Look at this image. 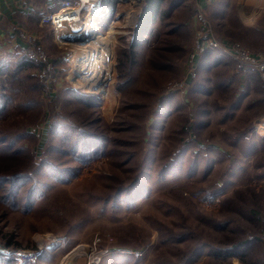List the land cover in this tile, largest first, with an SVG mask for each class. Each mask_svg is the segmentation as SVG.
Instances as JSON below:
<instances>
[{
	"label": "rangeland",
	"instance_id": "obj_1",
	"mask_svg": "<svg viewBox=\"0 0 264 264\" xmlns=\"http://www.w3.org/2000/svg\"><path fill=\"white\" fill-rule=\"evenodd\" d=\"M62 1L25 0L36 14V7L56 10ZM188 1L177 14L162 13L135 48L144 0L101 4L94 25L100 72L95 60L83 59L92 47L72 59L88 37L58 36L37 15L21 22L17 11L14 25L2 24L14 50L0 60V176L21 172L0 181L5 264H84L85 254L106 249L102 264H239L237 256H210L203 244L227 243L241 228L258 231L251 256L261 259L249 264H264V137L255 118L264 114V84L256 82L246 98L243 85L226 90L221 71L210 70L226 54L212 50L186 92L170 89L184 77L195 39V0ZM230 1L206 9L216 35L253 50L256 36L238 26ZM83 28L76 25L75 33ZM22 31L35 39L27 42ZM30 45L48 53L53 74L29 55ZM242 99L254 107L238 106ZM76 138L89 141L78 156ZM43 161L51 165L36 176ZM53 164L71 167L68 177ZM35 178L40 187L31 201Z\"/></svg>",
	"mask_w": 264,
	"mask_h": 264
},
{
	"label": "built area",
	"instance_id": "obj_2",
	"mask_svg": "<svg viewBox=\"0 0 264 264\" xmlns=\"http://www.w3.org/2000/svg\"><path fill=\"white\" fill-rule=\"evenodd\" d=\"M96 0H63L59 9L53 12H44L39 19V25L51 26L56 35L70 36L75 33L74 27L84 22L82 15L86 9ZM196 10L194 21L196 24V34L192 48L187 55V67L184 77L171 84L172 91L186 92L189 82L200 74L201 58L212 50H220L227 56L232 57L240 66L249 67L259 72L264 80V50H251L243 43L235 40H221L216 35L214 25L208 16L202 2L212 3L214 0H195ZM89 10V9H88ZM90 11V10H89ZM81 30H76V33ZM27 42H32L35 37L21 32ZM62 36V37H64ZM29 54L39 59L45 65V74H51L52 63L48 53L41 47L37 49L35 45H30ZM49 78H51L49 76ZM264 239V235H263ZM110 253L108 249L92 251L85 254L84 264H102L104 255Z\"/></svg>",
	"mask_w": 264,
	"mask_h": 264
},
{
	"label": "crops",
	"instance_id": "obj_3",
	"mask_svg": "<svg viewBox=\"0 0 264 264\" xmlns=\"http://www.w3.org/2000/svg\"><path fill=\"white\" fill-rule=\"evenodd\" d=\"M171 1H176L174 4L172 3V7L170 9L169 14H177L180 12V8H184L187 4L188 0H165L164 1V5L163 8L167 9L170 5L169 2ZM192 1V0H191ZM189 2V1H188ZM222 0H215V5L217 4V6L219 5V3H221ZM51 3V2H49ZM231 3L233 4V11H235V14H231V16H233V18L238 22V26H242L244 28H246L247 30L254 32V35L256 36V42L253 43L254 48H252V43L248 42L247 40H245V42L248 44V46L250 48H252L253 50H264V0H231L230 1V5ZM205 10L207 8H209L210 6L214 7L215 5H208L206 4L205 1L202 2ZM48 5H53V4H48ZM46 5L45 7H43V9H39V7H36L38 9V14H36V12L33 10V7L31 8L30 4H26L25 0H0V14H2L0 16V60H2L4 58V56L6 55V52L8 51H13V45L11 44V42H13V40L9 39V32L5 31V29L2 27V24H5V27L9 26V25H14L13 22V18L12 16L14 15V12L17 11L19 12V18L21 19V22L25 21V19H27L28 17H30V15H37L38 17V22L40 19V16L44 13V12H53L56 11L55 9H53V7H51L50 9L48 6ZM196 1H195V7H196ZM35 8V9H36ZM196 9V8H195ZM164 13L163 11H161L159 13V15L156 17L155 19V23H158L160 21V17L162 16L164 17ZM229 17L228 19L231 20V22H233L232 17ZM191 20V19H190ZM192 23H195L194 19L191 20ZM228 21H226L227 24ZM229 22V24L231 23ZM153 24V26H154ZM196 25V24H195ZM245 29V30H246ZM7 35V37L5 36ZM16 49V48H15ZM207 54V53H206ZM205 54V55H206ZM213 55V54H212ZM227 61L230 63L231 68L228 67H222V64H226ZM231 61V62H230ZM211 63V67L210 70H214V71H221L220 74L222 73V75H224V77L222 78V76L220 75V78L223 79V82L221 84H225L226 85V90L227 88L229 90H234L235 92H239V90L237 89V86H235L234 84L238 85L240 84V86L243 85L244 87V91H243V96L249 97L251 95V93L254 90V85L256 82L261 81L264 84V80L261 78L260 74L258 71L253 70L249 67H245V66H240L236 64L235 61H233L232 59L230 60L229 57H227L226 55H222L221 56V61H213L210 62ZM222 65V66H221ZM209 69V68H206ZM228 71V72H225ZM229 71L233 72V77L229 76L228 78H226L227 82L224 80L225 78V74L229 73ZM215 84H220L218 82V78H215ZM214 79V80H215ZM236 82V83H235ZM232 83L235 87L232 86ZM218 86V85H217ZM242 87V88H243ZM200 92V90H198ZM234 92V94H235ZM243 98V97H242ZM242 103H240L241 105L238 106H242L244 105L243 99L241 101ZM239 103V102H238ZM223 106H227L229 105L231 108L236 107L235 104L232 103V105L230 103H223ZM244 106H248V108L251 106L252 108L254 107V105H248V103H246ZM235 109H233L232 111H234ZM240 110L237 111V113H239ZM258 117H255L257 120H260V124L258 125V129L257 132L260 131L261 133V137H264V114L262 115H256ZM263 126V130H260V127ZM259 130V131H258ZM259 146H254V148H252L250 150V152H252L253 154H256L255 152L259 150L258 148ZM237 258V257H236ZM236 261H238L239 264H242V262L240 261L239 258L236 259Z\"/></svg>",
	"mask_w": 264,
	"mask_h": 264
},
{
	"label": "trees",
	"instance_id": "obj_4",
	"mask_svg": "<svg viewBox=\"0 0 264 264\" xmlns=\"http://www.w3.org/2000/svg\"><path fill=\"white\" fill-rule=\"evenodd\" d=\"M164 1L165 0H144V5H143L142 11L139 15V21H138L137 26L134 30V34H133L134 40L132 42L133 46H131V48H135L138 44H140V41L143 40L145 34H151L153 32V24L155 23V19L159 15V13L161 11H163L164 14L167 16L170 12L171 7H172L171 6L172 3L174 4L176 2V1L169 2L170 3V5H168L169 7L167 9L163 10L162 4ZM132 59L133 58L130 57L131 61H133ZM50 62L52 63L51 59H50ZM18 67H20V65L15 66V68H18ZM50 72L53 74V63H52V69ZM16 73H18V72H16ZM0 101H1V97H0ZM0 110H1V108H0ZM2 110H3V108H2ZM4 141H8V138L6 137ZM88 142H89L88 139L84 140V139L76 138L75 140H72V143H73L72 146L75 149L74 155L78 156L80 153L79 152L80 147L81 146L85 147L86 144L84 145V143H88ZM49 165H51L49 162H46V161L40 162V165L38 166L39 171L37 173H35V175L38 176L40 171H42V169L44 167L49 166ZM53 166L56 167V169H58V171L60 172V175L63 178L68 177V173H69L68 171L71 169V167H68L67 169H65L64 167H61L57 164H53ZM63 171H67V172H63ZM77 172H78V169H75L73 174L77 173ZM20 173H14L12 177H10L9 175H1L0 181L2 183L10 182V179H12V180L16 179L15 177H18L20 175ZM62 181H65V180H62ZM22 185L20 187H22ZM39 187H40V180H38V178H35L34 182L30 185V187L28 189V194H27V196L29 197V199L31 201H35V200H33L34 195L38 191ZM227 223H229V221H227ZM218 226L222 227V224H219ZM251 231H252L251 232L252 234H248V232L245 229L241 228L239 230V232H241V234L237 238H235V239L232 238V240L228 239L229 242L223 243V244H217V243H215L216 241L203 244L204 246H207L206 247L207 249L203 250V251L208 253L210 256H213L216 258L217 257L229 258L232 256H237L240 259V261L242 262V264L258 263L261 258L260 257L254 258V256H251V254L253 252L257 251L255 245L257 242H260L261 239H260V236L256 235V233L258 231H255L254 229H251ZM263 258H264V256H263ZM4 260L5 259L0 256V264H5L6 262Z\"/></svg>",
	"mask_w": 264,
	"mask_h": 264
},
{
	"label": "bare ground",
	"instance_id": "obj_5",
	"mask_svg": "<svg viewBox=\"0 0 264 264\" xmlns=\"http://www.w3.org/2000/svg\"><path fill=\"white\" fill-rule=\"evenodd\" d=\"M109 1H111V4H113L114 0H96L94 8L91 9V12L89 14L87 13L88 15L83 22V24H84L83 30L81 32H78V33H72V35L68 36L71 39H85L86 37H88L85 41H82L83 45L78 46L79 48L77 49V51L73 55L72 59L78 61V58H80L82 52L90 50L91 47L94 48V50L92 52H85V58H83V59H88V61L85 60V62H87L88 64L93 63L95 60V62H96L95 66L97 67V72H100L103 64H102V60H100V59L98 60V56H100V54H98V46L96 44L97 39L100 37V32H99L97 26H94V25H96L95 21H96V18L99 16V14H98L99 6L101 4L105 5L106 3H110ZM103 13H105V14L111 13V10L107 9ZM110 30L113 31L112 25L110 27ZM88 40H89V42H87ZM100 52L102 53V50ZM90 68H91L90 71L93 70L92 67H90ZM95 77H96V75H95ZM70 256H73V255H70ZM66 262H68L67 264L72 263L70 261H66Z\"/></svg>",
	"mask_w": 264,
	"mask_h": 264
},
{
	"label": "water",
	"instance_id": "obj_6",
	"mask_svg": "<svg viewBox=\"0 0 264 264\" xmlns=\"http://www.w3.org/2000/svg\"><path fill=\"white\" fill-rule=\"evenodd\" d=\"M66 38H69V37H66Z\"/></svg>",
	"mask_w": 264,
	"mask_h": 264
}]
</instances>
